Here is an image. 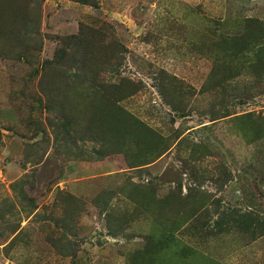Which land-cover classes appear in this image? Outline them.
Returning a JSON list of instances; mask_svg holds the SVG:
<instances>
[{
  "label": "rangeland",
  "instance_id": "obj_1",
  "mask_svg": "<svg viewBox=\"0 0 264 264\" xmlns=\"http://www.w3.org/2000/svg\"><path fill=\"white\" fill-rule=\"evenodd\" d=\"M0 264H264V0H0Z\"/></svg>",
  "mask_w": 264,
  "mask_h": 264
}]
</instances>
